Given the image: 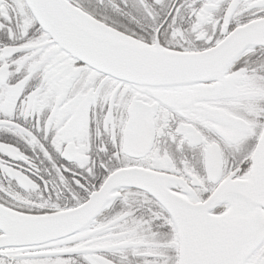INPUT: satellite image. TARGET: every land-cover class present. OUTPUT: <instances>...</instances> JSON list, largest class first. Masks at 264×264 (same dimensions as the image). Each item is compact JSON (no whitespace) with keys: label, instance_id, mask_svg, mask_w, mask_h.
<instances>
[{"label":"snow or ice","instance_id":"1","mask_svg":"<svg viewBox=\"0 0 264 264\" xmlns=\"http://www.w3.org/2000/svg\"><path fill=\"white\" fill-rule=\"evenodd\" d=\"M0 264H264V0H0Z\"/></svg>","mask_w":264,"mask_h":264}]
</instances>
